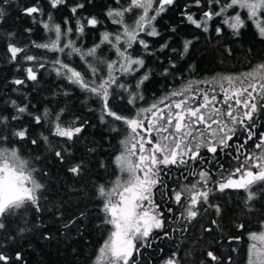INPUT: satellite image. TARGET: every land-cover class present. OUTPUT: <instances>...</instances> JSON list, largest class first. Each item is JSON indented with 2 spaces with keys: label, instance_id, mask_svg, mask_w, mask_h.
Listing matches in <instances>:
<instances>
[{
  "label": "snow or ice",
  "instance_id": "obj_1",
  "mask_svg": "<svg viewBox=\"0 0 264 264\" xmlns=\"http://www.w3.org/2000/svg\"><path fill=\"white\" fill-rule=\"evenodd\" d=\"M113 2L115 6L107 7L104 15L116 28L104 30L99 42L85 48L71 38L73 33L79 38L86 28H97L104 23L95 15H79L91 0L69 6L76 18L74 28L68 18L63 24L56 23L51 11L68 6V0H45L50 9L47 12L40 0H35L22 9V14L42 26L47 33L46 41H30L20 46L11 42L16 34L8 33L6 51L9 61L17 64V71L27 64L23 67L24 77L13 79L12 84H38L39 70L47 69L92 100L96 108L89 111L97 112L101 123L121 135L119 148L109 163L99 164L105 172L112 166L111 177L95 184L90 197L98 201L97 228L102 237L91 264H140L144 249L172 232H187L202 215L213 217L205 232L211 233L214 228L222 231L221 220L229 210L226 203L214 202L221 194L242 193L244 210L253 214L256 202L264 200V61L239 74H219L207 79L181 77L180 85L146 106H137L138 101L145 99L142 88L151 71L145 68L144 56L133 52L139 48L147 55H155L146 37H160L158 19L175 8L180 9L179 24L202 33H209L215 25L217 36L223 35L225 29L239 36L251 25L264 40V0H190L182 6L178 0ZM12 3L14 0H0V24L8 15L5 5ZM25 31L31 33L32 29ZM169 31L175 34L177 27L172 26ZM198 39V36L184 39L182 47L175 48L170 47L169 38L156 51L167 49L183 59ZM105 46L114 58L103 54ZM31 48L53 56L47 59L32 54ZM74 58L79 59V64ZM176 67L175 60L169 58L162 74L174 75L172 70ZM128 77L135 79L134 85L123 82L122 78ZM59 94L71 93L62 88ZM117 98H126L131 106L130 114L118 110L113 103ZM10 106L13 113H0V234H4L5 241H14L17 236L44 228L39 214L52 209L63 235L73 228L81 232L88 213L82 210L65 218L63 201L51 203V208L43 206L41 202L47 199L48 186L40 176L48 173L37 167L43 157L26 156L19 145L25 142L35 148L43 147L60 164H67V173L79 179L90 170L91 161H86L84 156L75 158L73 149L83 139L90 122L79 116L64 119L66 108H45L36 114L27 103L11 100ZM25 117L46 129L47 134L33 135L24 123L18 126L14 123L22 122ZM95 151V147L87 148L86 155ZM225 160L227 166L222 162ZM68 191L75 193L79 189L69 186ZM29 210L37 214L34 222H29L25 215ZM258 215L261 219L255 230L240 223L236 227L242 234L228 237L229 243H245L246 264H264V207ZM13 217L17 221L14 234ZM42 235L46 240L54 239L50 233ZM5 246L0 241V248ZM206 256L214 264H221L222 258L213 251H207ZM227 260L232 264L231 256ZM13 261L26 264L21 252L12 256L0 251V264H13ZM161 264H181V260L177 252H172Z\"/></svg>",
  "mask_w": 264,
  "mask_h": 264
},
{
  "label": "trees",
  "instance_id": "obj_2",
  "mask_svg": "<svg viewBox=\"0 0 264 264\" xmlns=\"http://www.w3.org/2000/svg\"><path fill=\"white\" fill-rule=\"evenodd\" d=\"M35 0H14L11 5H5L8 10L6 21L0 24V113L9 115L14 112L10 106L11 100H16L18 104L27 103L29 109L36 114H40L45 108L59 110L66 108L64 119L71 120L79 116L81 120H88L90 123L86 128L83 139L76 144L73 149L74 157L84 156L86 161H91L89 171L82 178H74L66 172L67 164H60L54 156L47 152L43 147L35 148L25 142H20L21 151L26 156L41 155L43 158L37 162V167L47 171V176H40V179L47 184L48 189L45 193L46 200H42V205L51 208V203L64 202L65 218L74 216L80 211L88 213L87 218L81 225V232L73 228L67 235L60 231L61 223L56 220L52 211L42 212L40 220L46 225L44 228L34 229L33 232L25 236H17L14 241L4 240V234H0V241L6 246L0 248L8 255L14 256L16 252H21L23 261L26 264H91L93 253L102 242L101 233L97 228L99 224L98 201L90 199L93 195L94 185L103 183L111 177L112 166L108 172L99 167L100 162L108 164L112 155L119 148L121 135L111 132L109 127L101 123L95 111L96 108L92 100L86 99L85 94L78 89L72 88L59 80L53 72L47 69H40L39 83L27 82L26 86H16L11 83L13 79L23 78V67L17 71V64L9 61V54L6 45L9 42L8 33H15V38L11 41L20 46L29 44L30 41L45 42L47 33L39 23H34L31 17L22 14V9L30 6ZM76 2L86 0H68V6L51 10L53 19L56 23L63 24L65 18L69 19L70 24L75 27V17L69 11V6ZM124 2V0H122ZM190 0H178L179 5H184ZM46 12L50 9L45 0H40ZM115 6L113 0H91L86 3L85 9L80 10L79 15H95L102 20L103 26L97 28H86L85 34L77 38L75 32L72 39L76 43L83 44V47H91L99 42L100 33L104 30L112 31L116 28L104 15L107 7ZM196 11V9H192ZM179 8L171 9L157 21V27L162 35L157 38L146 37L149 40L151 49L155 55H147L142 49H135L134 55H143L145 68L151 71L150 79L143 85L142 91L144 101H138L137 106H146L155 98L160 97L170 89L182 83L184 79H207L219 74H239L250 70L255 64L264 61V40H261L253 31L251 25L242 30L239 36H234L230 30L225 29L224 34L217 36L213 25V30L209 33H202L187 25L179 24ZM46 19V16L44 17ZM172 26L177 27V33L169 31ZM31 28L32 32L27 33L25 29ZM195 40L188 54L179 59L177 54L169 50L164 52L156 51L165 41H169L170 47L181 48L184 39ZM230 50V51H229ZM32 54L42 55L51 59L53 54L45 53L43 50L31 48ZM103 54L109 58H114L113 53L107 50V46L102 49ZM169 58L175 60L176 69L172 70L174 75H163V71L168 67ZM74 62L79 64V59L74 58ZM144 69L141 70L143 72ZM140 73H137L139 76ZM123 82L135 84L133 77L122 78ZM62 88H66L71 94L63 96L59 94ZM17 89V90H14ZM54 93L56 95H54ZM26 97V99H25ZM114 105L124 114H130L131 106L124 100L114 99ZM17 126L24 123L33 135L41 132L47 134L46 129L34 125L30 117H25L22 122H14ZM264 130V126H262ZM55 140V138H52ZM95 147L96 151L91 155H86V149ZM227 166V161H222ZM175 172V169H173ZM39 175V174H38ZM178 176L179 173H176ZM167 179V178H166ZM189 179H193L189 177ZM171 184L172 181L169 180ZM69 186L79 189L75 193L68 191ZM243 194L227 193L221 194L220 199L214 202L224 205L227 204L229 214L221 220V230L213 229L211 233L204 231L205 227L210 226L211 215H202L198 221H194L187 232H172L169 237L157 239L156 243L149 249H144L140 257V264H161L162 260L177 252L181 264H214L206 256L207 251H213L221 257V264H228L227 258L232 257V264H246L245 243L243 241L229 243L228 237L241 235L236 225L244 223L246 229L255 230L261 217L258 215L264 207V200H258L255 205V214L246 212L243 208ZM163 205V201H161ZM175 207V206H173ZM178 214V213H177ZM29 222L36 220L37 214L29 210L25 213ZM167 216V212H165ZM13 224L11 231L17 226L16 217L12 218ZM19 223L22 225L23 220ZM170 231V229H166ZM42 233H50L54 239L46 240ZM163 234L161 233V236ZM161 249L163 251H161ZM237 249V251H233ZM13 264L21 262L13 261Z\"/></svg>",
  "mask_w": 264,
  "mask_h": 264
}]
</instances>
